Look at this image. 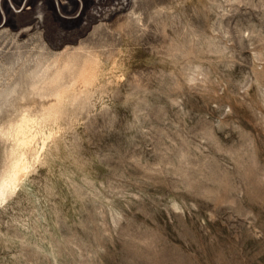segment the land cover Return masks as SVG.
<instances>
[{
    "label": "rangeland",
    "instance_id": "rangeland-1",
    "mask_svg": "<svg viewBox=\"0 0 264 264\" xmlns=\"http://www.w3.org/2000/svg\"><path fill=\"white\" fill-rule=\"evenodd\" d=\"M86 55L0 264H264V0H0V179L32 80Z\"/></svg>",
    "mask_w": 264,
    "mask_h": 264
},
{
    "label": "bare ground",
    "instance_id": "bare-ground-1",
    "mask_svg": "<svg viewBox=\"0 0 264 264\" xmlns=\"http://www.w3.org/2000/svg\"><path fill=\"white\" fill-rule=\"evenodd\" d=\"M62 53L64 51L60 52L61 55ZM76 58L58 56L54 65L45 69L36 80H32L30 88L33 98L38 96L47 102L42 103L36 113L32 106H26L19 119L2 131L4 136L12 139L14 145L0 179V208L18 195L35 164L41 163L40 158L62 132L60 125L49 132L44 129V125L49 121L57 123L64 119L69 111H73L70 104L91 91L99 80L102 64L97 56L86 55L80 64L76 62ZM66 74H70V80H67Z\"/></svg>",
    "mask_w": 264,
    "mask_h": 264
}]
</instances>
